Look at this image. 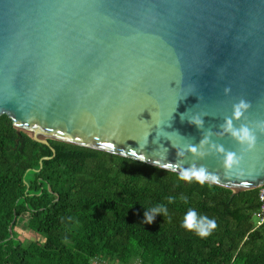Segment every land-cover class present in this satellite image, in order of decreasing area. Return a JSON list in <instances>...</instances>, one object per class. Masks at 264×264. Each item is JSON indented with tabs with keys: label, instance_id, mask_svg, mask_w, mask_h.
<instances>
[{
	"label": "water",
	"instance_id": "95a60500",
	"mask_svg": "<svg viewBox=\"0 0 264 264\" xmlns=\"http://www.w3.org/2000/svg\"><path fill=\"white\" fill-rule=\"evenodd\" d=\"M1 114L46 145L203 166L231 197L262 185L264 0H0Z\"/></svg>",
	"mask_w": 264,
	"mask_h": 264
},
{
	"label": "trees",
	"instance_id": "16d2710c",
	"mask_svg": "<svg viewBox=\"0 0 264 264\" xmlns=\"http://www.w3.org/2000/svg\"><path fill=\"white\" fill-rule=\"evenodd\" d=\"M48 142L18 135L0 115V264H264L257 188L231 197L227 187L129 157ZM190 209L217 222L208 237L183 227ZM21 220L44 241L22 242Z\"/></svg>",
	"mask_w": 264,
	"mask_h": 264
},
{
	"label": "clouds",
	"instance_id": "9594fccd",
	"mask_svg": "<svg viewBox=\"0 0 264 264\" xmlns=\"http://www.w3.org/2000/svg\"><path fill=\"white\" fill-rule=\"evenodd\" d=\"M229 89L226 88L225 92H228ZM250 106V102L245 100H240L239 103L234 105V113L233 116L235 118H240L243 115L244 110H246ZM183 119V115H182ZM192 123L202 124V121H198L197 118L193 117L191 119ZM229 128L228 131L241 143L243 146L247 144L248 148H251L255 141V136L252 130L247 125H241L239 128H234L231 126V119L228 120ZM193 150H195L196 146H191ZM242 157L238 156L235 152H227L225 158V165L227 168L231 169L234 165H239ZM181 179L189 180L192 179L197 180L201 184L205 183L206 181L211 180L212 182L218 183L219 179L215 174H211L206 172L203 166L196 168L192 167L189 169H185L181 173ZM161 209L155 208L153 212H159ZM166 212L167 210L164 209ZM145 218L148 223H152L154 221V217L149 215L148 212H145ZM183 227L190 230L195 231L201 238L208 237L211 232L217 228V222L214 219H209L207 216H198L197 212L193 209H190L186 214L183 222Z\"/></svg>",
	"mask_w": 264,
	"mask_h": 264
},
{
	"label": "rangeland",
	"instance_id": "374dc122",
	"mask_svg": "<svg viewBox=\"0 0 264 264\" xmlns=\"http://www.w3.org/2000/svg\"><path fill=\"white\" fill-rule=\"evenodd\" d=\"M230 189V188H229ZM14 230L18 234V238L22 242H30V241H39L43 242L44 238L37 233L33 232L30 228L27 227L24 220L19 221L16 226L14 227ZM93 264H120L116 260H110V259H97L93 260ZM128 264H141L140 260L135 258L132 259Z\"/></svg>",
	"mask_w": 264,
	"mask_h": 264
},
{
	"label": "built area",
	"instance_id": "2783aa9c",
	"mask_svg": "<svg viewBox=\"0 0 264 264\" xmlns=\"http://www.w3.org/2000/svg\"><path fill=\"white\" fill-rule=\"evenodd\" d=\"M255 188L258 189L257 197L259 201V207L253 213V221H254L255 227H258L264 224V183Z\"/></svg>",
	"mask_w": 264,
	"mask_h": 264
}]
</instances>
